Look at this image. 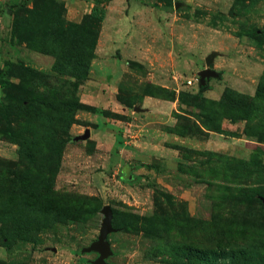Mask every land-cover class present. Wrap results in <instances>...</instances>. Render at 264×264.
<instances>
[{
  "label": "rangeland",
  "instance_id": "obj_1",
  "mask_svg": "<svg viewBox=\"0 0 264 264\" xmlns=\"http://www.w3.org/2000/svg\"><path fill=\"white\" fill-rule=\"evenodd\" d=\"M2 80L0 264H264V0H0Z\"/></svg>",
  "mask_w": 264,
  "mask_h": 264
},
{
  "label": "trees",
  "instance_id": "obj_2",
  "mask_svg": "<svg viewBox=\"0 0 264 264\" xmlns=\"http://www.w3.org/2000/svg\"><path fill=\"white\" fill-rule=\"evenodd\" d=\"M9 11H11V9L9 10ZM92 15L93 16H95V17H100L99 16V12H98V10L97 9H95L93 12H92ZM100 19V21L102 22V20H103V17H102V15H101V17L99 18ZM57 25H58V23H57V20H55V19H53L52 21H51V23L49 24V26L47 27V29L49 30V33H50V35L47 33V36L49 35V37L51 38V39H54L55 41L56 40H58V39H61L62 37H64V32H60L59 31V29L57 28ZM73 27H75V25H72ZM77 27V26H76ZM75 27V28H76ZM93 43H94V40H92V41H90V42H88V40L86 41V43H85V45H87V49H88V51H89V54H90V56H89V58L88 59H86V60H77L76 62H71L73 65H74V67H70L67 71H66V76L67 77H71V78H74L75 80H78V81H82V80H86L87 79V77H88V67H89V59L91 58V52H93V50H92V47H93ZM58 64L56 65V68H55V70H56V72H59L58 71V69H59V64H60V59L58 58ZM8 65H9V69L11 70V69H13V68H20L19 66H15V64H13V63H8ZM23 69V68H22ZM24 71H28L27 69L26 70H24ZM0 86H1V88H3V90H5V91H11V89H12V87H14V85L13 84H11L10 82H8V81H5V80H2V81H0ZM65 145H61L60 146V150H56V154L54 155V159H58L59 158V156H60V154H61V151H62V149H63V147H64ZM25 147V146H24ZM24 147L22 146L21 147V155H22V157H24L25 155H26V153H25V149H24ZM26 148V147H25ZM21 200H22V202H26L25 201V197H22L21 198ZM54 207V206H53ZM56 208L54 209V210H52L51 212H52V214L53 215H55V220L56 221H61L60 219H61V214L62 213H64L65 214V210L64 209H61V208H59V207H57V206H55ZM39 209V208H38ZM66 217H68V216H66ZM65 218V217H64ZM30 225H32V224H28V226H30ZM30 233V235H31V238H32V234H31V232H24V231H20V232H18V234H19V237L20 238H22V237H28V234ZM2 236V235H1ZM1 236H0V240H1ZM6 248H7V246L6 245H4Z\"/></svg>",
  "mask_w": 264,
  "mask_h": 264
},
{
  "label": "water",
  "instance_id": "obj_3",
  "mask_svg": "<svg viewBox=\"0 0 264 264\" xmlns=\"http://www.w3.org/2000/svg\"><path fill=\"white\" fill-rule=\"evenodd\" d=\"M218 74L215 72L206 69L203 70L200 73V84L204 85L206 82V79H209L210 77H217ZM89 133L86 134L85 137H88ZM129 172V170H127ZM128 180H132L131 174L127 173ZM102 214L104 215V219L102 221L100 233L98 240L91 244L90 247L85 248L83 250L84 253H92L95 252L99 255V257L94 261V264H106V259L111 256V248L110 244L108 242V236L111 233L116 232V230L113 227L112 220H113V212L112 209L109 206H104L102 209Z\"/></svg>",
  "mask_w": 264,
  "mask_h": 264
}]
</instances>
